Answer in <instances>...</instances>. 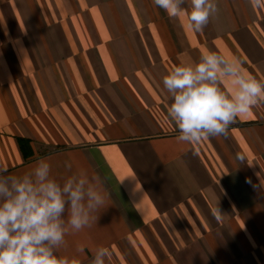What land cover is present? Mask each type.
<instances>
[{
    "label": "crops",
    "instance_id": "crops-1",
    "mask_svg": "<svg viewBox=\"0 0 264 264\" xmlns=\"http://www.w3.org/2000/svg\"><path fill=\"white\" fill-rule=\"evenodd\" d=\"M217 3L197 32L153 0H0V166L22 175L43 157L61 184L85 169L109 193L66 237L73 264L97 246L111 264H264V103L197 143L167 115L181 60L217 52L264 82V8Z\"/></svg>",
    "mask_w": 264,
    "mask_h": 264
},
{
    "label": "clouds",
    "instance_id": "clouds-1",
    "mask_svg": "<svg viewBox=\"0 0 264 264\" xmlns=\"http://www.w3.org/2000/svg\"><path fill=\"white\" fill-rule=\"evenodd\" d=\"M251 3L264 8V0ZM153 4L169 17L186 14L188 26L197 32L219 12L217 0H153ZM242 64L239 58L209 51L198 62L181 60L163 77L170 100L167 115L179 132L178 142L197 143L224 134L238 117L264 103V82L246 74ZM65 166L71 171V164ZM108 199L101 177L85 169L72 172L61 184L47 158L37 159L22 175L8 174L0 166V264H73L58 255L66 237L97 222ZM212 214L217 220L224 215L218 205ZM77 251L83 254L85 246ZM91 252V264H111L108 247L97 246Z\"/></svg>",
    "mask_w": 264,
    "mask_h": 264
},
{
    "label": "trees",
    "instance_id": "trees-1",
    "mask_svg": "<svg viewBox=\"0 0 264 264\" xmlns=\"http://www.w3.org/2000/svg\"><path fill=\"white\" fill-rule=\"evenodd\" d=\"M22 143V142H21ZM23 145H24V143H23Z\"/></svg>",
    "mask_w": 264,
    "mask_h": 264
}]
</instances>
